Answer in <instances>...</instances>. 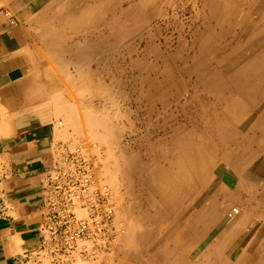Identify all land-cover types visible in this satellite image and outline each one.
Returning <instances> with one entry per match:
<instances>
[{"label": "rangeland", "instance_id": "1", "mask_svg": "<svg viewBox=\"0 0 264 264\" xmlns=\"http://www.w3.org/2000/svg\"><path fill=\"white\" fill-rule=\"evenodd\" d=\"M70 4L47 6L43 19L76 29L58 39L70 67L63 73L78 83L66 96L81 119L98 125L77 130L71 146L82 145L91 158L94 182L109 189L115 214L106 245L81 242L65 264H248L239 257L244 222L228 243L220 240L245 213L237 204L244 200L233 168L238 159L248 153V176L264 179V99L216 90L212 82L238 78L252 55L264 67V0H108L105 23L89 29L69 26ZM6 11L15 15L0 0ZM90 65L98 67L95 79L108 66L106 92L79 85ZM179 169L187 179L174 186L170 177ZM250 203L255 215L258 206ZM231 209L237 213L228 217Z\"/></svg>", "mask_w": 264, "mask_h": 264}, {"label": "crops", "instance_id": "2", "mask_svg": "<svg viewBox=\"0 0 264 264\" xmlns=\"http://www.w3.org/2000/svg\"><path fill=\"white\" fill-rule=\"evenodd\" d=\"M4 1L13 7L16 22L0 12V264H43L37 253L41 247L38 228L45 173L61 149L73 144L77 130L89 133L92 128L66 96L76 91L70 88L71 83H78L63 73L70 67L63 63L58 39L74 36L76 29L43 19L51 13L45 8H56L59 0L49 5L45 0ZM107 27L101 25L102 29ZM66 29L70 33L60 32ZM98 71L97 66L90 65L87 77L79 82L86 92L93 93L96 84L101 92L107 91L109 68L100 73L102 79H95ZM74 114L77 118L68 119ZM259 156L264 157V151ZM253 162L247 153L233 167L238 170L236 181L244 198L237 204L245 211L234 224L244 222L248 229L242 251L248 264H264V215L251 214L248 196V188L253 186L264 204V179L248 176Z\"/></svg>", "mask_w": 264, "mask_h": 264}, {"label": "built area", "instance_id": "3", "mask_svg": "<svg viewBox=\"0 0 264 264\" xmlns=\"http://www.w3.org/2000/svg\"><path fill=\"white\" fill-rule=\"evenodd\" d=\"M5 15L16 22L9 11ZM42 192L37 255L43 264H65L81 242L101 247L110 240L115 214L110 191L95 184L94 164L81 146L61 149L45 173ZM231 210L229 217L237 213Z\"/></svg>", "mask_w": 264, "mask_h": 264}, {"label": "bare ground", "instance_id": "4", "mask_svg": "<svg viewBox=\"0 0 264 264\" xmlns=\"http://www.w3.org/2000/svg\"><path fill=\"white\" fill-rule=\"evenodd\" d=\"M217 5L218 6H221L220 3H218ZM108 6H109L108 5V0H71V4H70V7H69L70 8L69 15L71 17V20L69 19L70 20V23L74 24L77 27V24H80V22H82L81 24L84 25V28L86 26L87 27H92L93 25H95L94 23H98V22L105 23V20H103V15L106 14V11H105L104 8H109ZM128 10L132 14L133 11H134V5L133 4L129 5L128 6ZM124 13L125 12H123L122 14H124ZM220 16H222V15H219V18H220ZM65 21L66 20H64L63 22H65ZM63 22H62V20L60 21V23H63ZM120 24H121L120 21H117L116 22V25L118 27H120L119 26ZM257 55L259 56V54H257ZM259 60L260 59H258L257 56H253L252 55V57L248 60L247 66L245 68H243V70H245L244 73L243 74H240L238 78L234 77L232 79L230 78V79L221 81L220 78H217V77L214 78L213 77L214 79H213V82H212L213 83L212 86L216 90L217 89L218 90L221 89V90H224V91L229 92V93L237 92L239 95H245V96H247V98H248V95H249L251 99H253L255 97H259L261 99H264V67L262 66L263 63L260 62L261 60L260 61ZM245 63H247V62L245 61ZM196 66H200V65H197V64L195 65V71L197 70V67ZM244 66H245V64H244ZM242 75L251 78V80H249L247 82L246 81L243 82L242 81V78H243ZM67 114H68V112H67ZM74 115L73 116L71 115L72 117H69L68 119H71L72 118L74 120V118H77L76 116H78V114H74ZM90 115H89V117H91ZM68 116H69V114H68ZM87 117L88 116H86V119L85 120L87 121V124L88 125H91L90 127L95 126V125H98L97 123L94 124V121L92 122L93 125L91 123H89L90 122L89 121L90 118H87ZM91 118L94 119V117H91ZM94 120L96 122V119H94ZM97 120L99 121V119H97ZM102 121H104V120H101V122ZM58 124L61 125L62 122H58ZM74 124H75V121H74ZM77 125H79V124H77ZM99 126H101V124ZM79 146H82V145H79ZM183 166L184 167L185 166L186 167H190V166L192 167V163L191 162L190 163H187L186 162V163H184ZM104 170H105L106 173H108V170L106 168H104ZM191 178H192V176H191ZM186 179H187V177L184 175V172L183 171H180V169H179L177 172L172 173V175L170 177V183L175 186L178 182L180 183L181 181H185ZM199 179H200V177L198 175H196V180L195 181L193 180V181L196 182V183H198ZM250 192H251L250 193V199L252 201H255L256 206H258V210H256V208H255V215H258L259 217L260 216H263L264 215V204L262 203L261 198H259L260 194L258 192V189L256 188V190H255V188H252V189H250ZM177 197H179V196H177ZM171 201H173V200H171ZM253 210L254 209L252 208V210H250V212H253ZM206 211L208 212L207 209L205 210V212ZM225 212L226 211H223V213H225ZM229 212H230V210L227 211V213H226L227 216H228ZM223 213H222L221 216L224 215ZM207 221H209V220H207ZM235 228L236 229H239V228L236 227V225H233V226L229 227L228 230H225L224 231L225 233L223 234V236H222V238L220 240L221 243H224V244L225 243H228L229 239H227V237H229L230 234L235 231ZM218 242H219V239H218ZM243 254H244V257L242 256V254L239 257L241 258L240 260H243L244 261L247 258V254H246L245 251H244Z\"/></svg>", "mask_w": 264, "mask_h": 264}]
</instances>
